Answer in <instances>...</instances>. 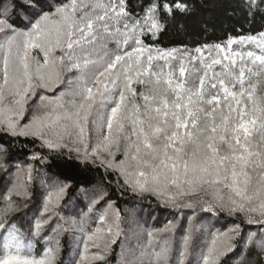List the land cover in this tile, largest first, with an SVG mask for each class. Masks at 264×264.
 <instances>
[{"label": "snow or ice", "instance_id": "snow-or-ice-1", "mask_svg": "<svg viewBox=\"0 0 264 264\" xmlns=\"http://www.w3.org/2000/svg\"><path fill=\"white\" fill-rule=\"evenodd\" d=\"M261 4L264 0H245L244 6L252 15L264 11ZM177 11L191 9L183 0H152L143 15L134 16L126 0H0V137L39 140L50 153H67L68 160L99 162L116 174L118 189L149 193L173 207L193 210L187 228L177 220L147 231L149 241L139 256L122 264H221V257L237 248V240L243 249L238 264H251L249 248L264 258V95H257L251 82L264 75V31L196 47L195 55L144 45L139 39L144 29L155 36L160 13ZM235 42L252 44L255 50L233 51ZM33 50L43 53V63ZM61 72L74 77L68 81L71 99L65 101L63 92L54 102L41 95L29 108L38 88L63 83ZM190 75L196 80L190 81ZM8 150L0 147V153ZM30 159L48 162V156L35 151ZM7 160L0 155L6 176L14 166ZM22 171L17 167L9 194L0 199V264H57L59 240L40 258L20 254L25 234L14 221L27 205L10 194L30 198L31 166L26 181L20 179ZM71 188L70 182L59 183L54 192L45 188L43 210L33 216L29 235L38 236L45 227L54 235L71 232L73 255L81 243L84 251L67 264H84L89 241L107 234L116 242L120 210L106 191L88 194L82 189L86 210L63 217L53 206ZM200 192L205 195L190 198ZM197 210L242 216L260 231L245 235L235 224L226 233L212 232L193 225ZM90 220L97 226L85 238ZM205 233L210 242H201ZM103 247L109 244L105 241Z\"/></svg>", "mask_w": 264, "mask_h": 264}, {"label": "trees", "instance_id": "trees-1", "mask_svg": "<svg viewBox=\"0 0 264 264\" xmlns=\"http://www.w3.org/2000/svg\"><path fill=\"white\" fill-rule=\"evenodd\" d=\"M51 2L55 3L57 0H51ZM150 2L152 0H126L127 8L134 16L137 14L143 15V7H146ZM160 2L163 3L165 0H160ZM183 2L188 4L191 11H177L174 14L160 13V29L156 32V35L153 36L145 28L144 34L139 36L144 45L151 46L153 50L176 48L180 50L178 54H182L187 49L191 50L192 54L195 55L194 49L196 47L215 45L217 43L226 44L229 36L257 35L264 31V11L254 10L253 14L249 15L248 10L244 6L245 0H183ZM260 8L264 9V4H261ZM109 47L114 48L113 44H110ZM250 49L249 46L236 48L237 51L243 52L250 51ZM205 55H207V50H205ZM158 64L162 65L163 63L158 61ZM216 70L219 71V67H216ZM261 76V83L256 77L251 79L252 84L254 79L259 81L258 84H254L257 95H264V75ZM56 91L58 90H55V93ZM137 91H140L139 86H137ZM44 94L47 96L56 95L54 93ZM41 95H43V92L39 90L37 96L30 103L29 108L35 106V103L38 102L37 99ZM21 145H26V147L22 148ZM0 147L9 149L6 154L0 153V155L8 157L5 163L10 162L14 165L7 176L3 169H0V178H2L0 179V199L9 194L8 189L11 188L12 181L16 178L14 174L17 172V167L23 170L20 174V179L24 181L27 180L29 166L32 169V179L27 182L31 193L30 198L23 199L17 197L15 193L10 194L12 199L21 206L27 205V209L17 215L14 221L25 234L21 255L40 258L46 247L56 248L57 240L60 242L57 264H67L70 258L79 259V253L83 252L81 243L76 255H73L75 244L71 242V232H62L59 235H54L50 228L45 227L40 235L35 237L29 235V224L34 223L33 216L43 210L42 194L45 192V188L48 191L55 190V187L61 182H70L72 188L57 206L56 212L59 215L63 217H78L81 211L86 210L87 204V199L82 189H86L88 194L102 189L108 193L109 199L115 201V206L120 210L121 222H127L129 210L135 214L137 219L135 226L142 228L146 236V242H142V246L148 244L147 231L159 230L161 225H167L169 221L175 222L177 220L180 222V227L187 228L189 226L188 217L194 215L192 209L173 207L170 203H165L149 193L140 194L133 193L131 190L118 189L116 174L110 170L106 171L105 167L99 162L92 163L88 161L81 163L74 159L68 160L65 158L67 153L63 155L55 152L50 153L47 149L41 147L39 140L33 141L31 138H20L19 141H13L5 136L0 137ZM33 151L48 156V162L42 163L39 160L30 159ZM198 197H191V199L196 200ZM212 217L217 222H212L209 226L210 230L216 228L218 223H221L218 228L222 231L230 229L235 224L241 225L245 235L248 232L259 233L260 231L258 224L243 222L244 218L242 216H229L226 213L212 215L199 210L195 212V225H203L207 229L206 222H208V219L211 220ZM121 224L124 226L123 223ZM125 230L122 227L118 240L113 244L105 258L91 264H121L124 261L122 250L125 248L123 245ZM179 234L180 230L178 228L177 235ZM76 235L80 236V233L76 232ZM84 235L86 236V232ZM135 236L138 239L139 233L136 232ZM46 237H51V239L46 240ZM205 239L203 240L204 242ZM29 244L31 245L30 247ZM236 244L237 248L234 251L227 253L221 258V264H238L243 249L239 240L236 241ZM246 259L251 261V264H264V258L260 257L255 248L247 250Z\"/></svg>", "mask_w": 264, "mask_h": 264}, {"label": "rangeland", "instance_id": "rangeland-1", "mask_svg": "<svg viewBox=\"0 0 264 264\" xmlns=\"http://www.w3.org/2000/svg\"><path fill=\"white\" fill-rule=\"evenodd\" d=\"M113 46H114V48L116 47L115 44H113ZM240 46H242V47L243 46H249L251 48L250 50H255V46L254 45L249 44V43H245V44L241 45L239 42L233 43L232 50L233 51H237L236 48H240ZM153 54L155 55V51H153ZM32 55L38 60L39 63H43V53L42 52H39L38 50H33ZM56 55H60V52L57 51L56 52ZM159 62H161V63L164 64V61H162V60L159 61ZM154 63H156V62H154ZM217 67H219V66H217ZM164 71L165 72L168 71V68L166 66L164 67ZM177 75H178V72H177ZM260 76L259 77H256V79H258L260 81V83H261L262 76H261V79H260ZM73 78L74 77H73V75L71 73L61 72V81H63L62 84H55V85H53L51 87V89L38 88L37 89V93L40 90L41 92H43V95L42 96H45L46 98H51V100L54 102L56 100V98L59 97L60 94L63 92V93H66V95L64 96L63 99L65 101H67V100L71 99V97L69 95H67V93H69L72 90V85H69L68 81L70 79H73ZM189 78H190V81L196 80V76L195 75H190ZM259 81H256L254 79L253 84H258ZM55 90H58V91H56V93H55ZM44 93H49V94H53L54 93L56 95H49V96H47ZM34 98H32V100ZM32 100L29 102V105L32 102ZM37 100H39V98ZM30 108H32V107H30ZM27 115L30 116L31 115V112L29 111V113ZM24 122H27V121L25 120ZM92 142L93 143L95 142V137H93V141ZM117 158L118 159H123V156L122 155H118ZM51 191L54 192L55 190H51ZM226 193H227V189H224V194H226ZM204 195H205L204 192H200V193H197V194L192 195L191 197H198V196H204ZM86 202L88 203V201H86ZM57 206H58V204L53 206L55 211L57 209ZM40 213L39 214L38 213H35V216H39ZM190 217H192V216H190ZM127 218H128L127 222H129L130 224L127 223V222H121V220H120V222H119V231L121 232L122 227H124L126 229L124 231V235H123V241H124L123 242V245H124L125 248H123L122 252L124 254V260L126 259L128 261H132V260L135 259V257L139 256L140 249L142 247V242H144V241L146 242V236H145V233L142 230V228H139V227L135 226V223H137V219L135 217V214L132 211L129 210V216H127ZM93 219H95V218H93ZM212 222H217V221L213 217L211 218V220L208 219V222H206V224H207L206 225L207 226L206 228L207 229H209V226L212 224ZM111 223H112L111 220H109V224H111ZM121 223H123L124 226H122ZM193 224L195 225V222L194 221H193ZM218 225H221V223H218ZM218 225H217L216 228H212L211 231H213V232H219V233L222 234V233H226L229 230V229H226V230H223L222 231V230H220L218 228ZM96 226L97 225L95 223H93L92 220H90L89 221V224L86 225V229H87L86 235H87V232L88 231H91V230L95 229ZM165 226L166 225H164V224L161 225L160 226V229H163ZM104 228H105V232H106L107 225H105ZM112 230H113V233H115L118 229L116 227H113ZM136 232L139 233L138 239L135 236V233ZM119 236L118 237H115V240L116 241L118 240ZM85 238H86V236H85ZM205 238H207L208 240L205 239ZM204 239H205V242H210L211 237L208 236L207 233H205L201 237V242ZM111 240H112V237L111 236H108L107 234H105L104 237H103V240H101V241H96L95 243L92 242V241H89L88 242L89 243V247H88L87 251L84 253L85 255H87L89 257V259L87 261H85L84 264H91V263L96 262L98 260H102V259L93 260L92 259L93 256H102L103 259H104L105 256L108 254L109 250H111V248H112V246L114 244V243H111ZM105 241L109 244V248H107V249L103 247V243ZM148 241H149V238H148ZM224 242L225 241H223V240L220 241V243H224ZM97 244H100V247H97L96 246ZM81 248L83 250V244H82V247Z\"/></svg>", "mask_w": 264, "mask_h": 264}]
</instances>
